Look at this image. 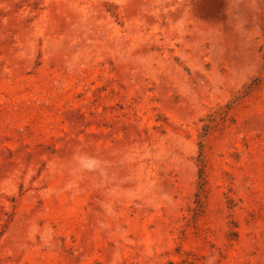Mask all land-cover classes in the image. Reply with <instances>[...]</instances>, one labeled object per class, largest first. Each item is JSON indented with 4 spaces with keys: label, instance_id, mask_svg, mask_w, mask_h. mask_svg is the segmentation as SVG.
<instances>
[{
    "label": "rangeland",
    "instance_id": "rangeland-1",
    "mask_svg": "<svg viewBox=\"0 0 264 264\" xmlns=\"http://www.w3.org/2000/svg\"><path fill=\"white\" fill-rule=\"evenodd\" d=\"M0 264H264V0H0Z\"/></svg>",
    "mask_w": 264,
    "mask_h": 264
},
{
    "label": "clouds",
    "instance_id": "clouds-1",
    "mask_svg": "<svg viewBox=\"0 0 264 264\" xmlns=\"http://www.w3.org/2000/svg\"><path fill=\"white\" fill-rule=\"evenodd\" d=\"M100 167V161L95 158L88 157L87 163L84 165V169L87 171H94Z\"/></svg>",
    "mask_w": 264,
    "mask_h": 264
}]
</instances>
